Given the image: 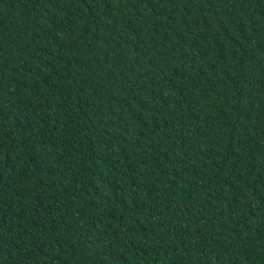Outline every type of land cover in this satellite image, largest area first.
<instances>
[{"label":"trees","instance_id":"trees-1","mask_svg":"<svg viewBox=\"0 0 264 264\" xmlns=\"http://www.w3.org/2000/svg\"><path fill=\"white\" fill-rule=\"evenodd\" d=\"M0 264H264V0H0Z\"/></svg>","mask_w":264,"mask_h":264}]
</instances>
